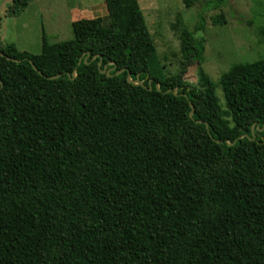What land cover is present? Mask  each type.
I'll use <instances>...</instances> for the list:
<instances>
[{"label":"trees","instance_id":"trees-1","mask_svg":"<svg viewBox=\"0 0 264 264\" xmlns=\"http://www.w3.org/2000/svg\"><path fill=\"white\" fill-rule=\"evenodd\" d=\"M225 3L181 29L169 77L120 12L55 45L42 31L38 55L0 41V264H264V60L184 81Z\"/></svg>","mask_w":264,"mask_h":264},{"label":"rangeland","instance_id":"rangeland-1","mask_svg":"<svg viewBox=\"0 0 264 264\" xmlns=\"http://www.w3.org/2000/svg\"><path fill=\"white\" fill-rule=\"evenodd\" d=\"M12 0H0V41L13 44L19 52L38 55L42 31L50 45L71 41V25L80 20L101 19L104 27L120 12L126 17H140L151 36L155 52L166 77L181 68L179 34L182 28L192 31L197 13L210 0H196L186 9L183 0H31L16 18L6 17ZM117 5V10L116 9ZM219 13L224 26H212ZM204 63L189 68L184 81L200 84L201 74L217 83L234 65L264 60V0H226L217 10L205 15ZM216 95L222 109L221 90Z\"/></svg>","mask_w":264,"mask_h":264},{"label":"water","instance_id":"water-1","mask_svg":"<svg viewBox=\"0 0 264 264\" xmlns=\"http://www.w3.org/2000/svg\"><path fill=\"white\" fill-rule=\"evenodd\" d=\"M0 56H1V57H4L3 54H1V53H0ZM30 65H31V67L35 70L34 65H33L32 63H30ZM109 65H112L113 68L116 69V66H115V65H113V64H109ZM35 71H36V70H35ZM123 72H124L123 70H120V71H118V72L116 73V75H120V74L123 73ZM104 73H105V71H102V72H101V74H104ZM106 75L109 76V71L106 72ZM56 78H58V76H56V77H54V78H51L50 80H55ZM127 81H128V83L133 84V85H135V86H141V83H140L139 81L132 82V81L130 80V78H129V75H128V77H127ZM149 90H150V89H149ZM192 114H193V108H192V111H191V113H190V117L192 116ZM263 129H264V126H263ZM263 129H262V130H263ZM262 130H259V131L261 132ZM251 132H253V129H251Z\"/></svg>","mask_w":264,"mask_h":264}]
</instances>
